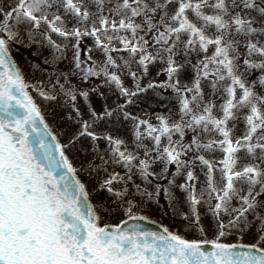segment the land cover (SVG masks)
Listing matches in <instances>:
<instances>
[{
	"label": "snow or ice",
	"instance_id": "6c2138e0",
	"mask_svg": "<svg viewBox=\"0 0 264 264\" xmlns=\"http://www.w3.org/2000/svg\"><path fill=\"white\" fill-rule=\"evenodd\" d=\"M0 264H264V0H0Z\"/></svg>",
	"mask_w": 264,
	"mask_h": 264
},
{
	"label": "rangeland",
	"instance_id": "374dc122",
	"mask_svg": "<svg viewBox=\"0 0 264 264\" xmlns=\"http://www.w3.org/2000/svg\"><path fill=\"white\" fill-rule=\"evenodd\" d=\"M15 56L17 57L18 60H21L25 57H29V53L27 50L22 49L20 52L15 53Z\"/></svg>",
	"mask_w": 264,
	"mask_h": 264
}]
</instances>
